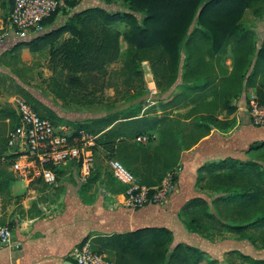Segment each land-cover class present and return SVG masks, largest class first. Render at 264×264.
I'll list each match as a JSON object with an SVG mask.
<instances>
[{"label":"rangeland","instance_id":"obj_1","mask_svg":"<svg viewBox=\"0 0 264 264\" xmlns=\"http://www.w3.org/2000/svg\"><path fill=\"white\" fill-rule=\"evenodd\" d=\"M55 1L57 11L52 20L43 25V30L33 32L34 34L27 37L28 43L15 45L16 40L23 38H13L8 19L10 0H0V227L12 230L22 221L60 215L65 209V199L74 195L85 203L94 202L102 193H122L126 196L129 185L113 175L109 164L112 160L123 165L134 178L135 184L146 186L141 184L143 181L149 184L158 183L157 186L151 187L154 189L153 193L162 189L168 190L169 193L172 189L171 179L176 176L181 163V160L177 162L176 157L184 155L197 143L187 150L181 148L191 141L189 137L204 133L202 128L197 126L215 124L216 127L225 128V121H228V125L232 124L229 117L235 113L240 97L237 95L232 98L231 95L228 100L231 102L232 111L223 109L225 96L219 92L225 91L222 87V77L227 75L224 74L225 71L228 73L232 68L234 44L226 45V52L209 58L210 42L204 39L199 41L200 37L194 35L199 41L194 55H202L209 65L201 69L200 73L197 71L189 76L198 77L197 82H186L185 69L189 51L184 43L186 38L183 39L177 47V78L172 84H168L167 63L161 47L136 51L127 41L129 25L119 19L123 13L129 12L133 13L141 24L145 11H133L127 0ZM209 1L200 0L196 15ZM107 14L117 18L108 22L104 19ZM71 19L73 32L65 30L51 34L62 29ZM241 22L246 29L252 31L254 43L257 48H262L263 52L264 1L249 5L242 14ZM198 28L208 33L194 19L187 30V36L191 32L197 33L194 29ZM114 37L117 38V45L112 40ZM74 39H80L81 42L78 47L81 59L77 64L67 63L59 54L63 51L62 45ZM70 41L67 42L68 45ZM130 61L141 71L140 78L131 77L133 75L129 72ZM253 64L248 71L252 70ZM207 80L213 82L211 88L194 92V95L187 90L188 86L205 83ZM255 86L261 91L264 90V68L259 72ZM256 87L243 85L246 100L249 102L252 99L256 101ZM233 92L235 93V90ZM19 100L31 104L38 114L47 117L71 138H79L81 131L89 134L87 131L94 128L93 121L108 115H116V118L134 115L140 120L156 119L158 126L145 131L142 136L134 137L128 136L127 133L141 127L138 123L134 127H124L120 120L110 123L111 126L103 128L104 133L115 129L118 132L124 131L126 136L120 138L119 141L122 142H115L108 148L97 144L90 148L84 147L92 153L93 160L85 180L80 179V165L68 162L57 166L53 183H45L36 178L27 182L10 170L17 144L14 142L10 145L9 141L13 139L12 133L19 120L16 113ZM261 103L258 105L264 110V102ZM248 105L250 107V104ZM207 115L214 116L219 122L205 120ZM85 123L90 125L88 130L81 128ZM163 127L166 129L162 132ZM168 129H172L171 132ZM89 135L96 141L100 134L96 135V138L91 133ZM161 135L169 140L168 144L164 145L160 140ZM181 137L187 142H181ZM243 159L257 160L264 170V148L252 151ZM249 174L254 177L248 173L231 177V174L225 171L215 174L213 179L208 178L207 183L203 185L205 194L211 197L219 195L218 197L224 198L237 195L236 193L241 191L253 195V199L244 203L239 199L227 202L215 200L219 203L217 214L224 218L227 225H244L240 232L227 229L226 231L234 232L251 247L250 252L235 251L237 254H231L232 256L224 259L223 264H264V220L255 226L245 225L264 218V180L254 172ZM206 212L199 205L184 210L183 217L189 221L192 217L204 216L202 225L199 226L200 233L209 226L213 228L212 224L215 229L218 227L225 230L216 217H205ZM194 252L196 254L192 253L191 249L181 248L172 264H201L203 261H206V264H215L211 260L202 259L199 252Z\"/></svg>","mask_w":264,"mask_h":264},{"label":"crops","instance_id":"obj_2","mask_svg":"<svg viewBox=\"0 0 264 264\" xmlns=\"http://www.w3.org/2000/svg\"><path fill=\"white\" fill-rule=\"evenodd\" d=\"M230 118V126H214L183 155L173 190L160 202L133 207L122 193H102L86 203L74 195L65 199L60 215L29 219L9 228L11 242L0 247V264H76V255L85 245L111 264H172L181 248L197 251L215 264H223L235 251L250 252L251 247L234 232L215 229L212 224L213 228L200 233L183 217L184 203L197 193L206 195L203 185L210 174L225 172L207 166L228 159L243 161L252 152L250 146L264 140V123H254L245 91ZM218 196L206 195L208 212L226 223L217 214Z\"/></svg>","mask_w":264,"mask_h":264},{"label":"trees","instance_id":"obj_3","mask_svg":"<svg viewBox=\"0 0 264 264\" xmlns=\"http://www.w3.org/2000/svg\"><path fill=\"white\" fill-rule=\"evenodd\" d=\"M132 8L133 11H145V17L142 20V23L139 24L133 13L125 12L122 14V16L119 19H122L127 22L129 25V36H127V41L136 48V51H146L153 48H158L157 46L161 47L163 53L165 54L166 58V75L168 76L167 83L172 84L176 78V66L178 62L177 57V47L180 44V42L185 39V46L187 50L189 51V57L188 62L185 69V81L186 82H197L198 77L190 78V75H194L201 72V69L203 70L204 67H207L206 65H209L206 63L204 57L202 55L195 56V47L201 40H208L210 42V51L208 52V57L213 58L215 55H218L220 53L226 52L225 46L226 45H233L234 44V58H233V65L231 70L227 73L225 71L224 74H227L223 76L222 78V84L225 91L219 92L223 96H225L224 99V105L223 109L232 111L231 108V102L228 100L229 97L232 95V98L234 96H240L238 98L241 99L243 95V85L244 87H256V78H258L259 72L264 68V51L262 52L261 49L257 48L256 44L254 43V34L249 29H246L244 25L241 22V17L245 9L250 5H252L256 1L260 0H210L207 2L203 7L199 10L198 14L196 15L197 6L200 2V0H127ZM264 1V0H263ZM12 0H10V9H11ZM72 5V4H71ZM218 8H221L219 10ZM216 10L215 14H213ZM57 11V10H56ZM53 12L49 17H47L43 24L49 23L50 20H52L53 15L56 13ZM91 12V11H87ZM91 14V13H87ZM92 15V14H91ZM196 15V16H195ZM90 16V15H89ZM91 17V16H90ZM117 18L116 16H110L105 15L104 19L106 21H112V19ZM196 19L199 25L206 29L208 33L201 29H194L195 32H191L187 36V30L189 26L191 25L192 21ZM72 20L65 24L62 29H58L55 32H50L51 34H57L61 31L65 30H73ZM73 32V31H72ZM48 34V33H46ZM198 35L200 37L199 41H197L194 38V35ZM47 36V35H45ZM27 38L18 39L15 42V45L19 44H26L28 41H26ZM114 43L117 45V38H112ZM70 41V40H69ZM67 41V42H69ZM64 43L61 48H63V51L59 54L62 55V57L70 63L77 64L78 61L81 59L79 49L80 47V39L77 41L76 39L70 41L71 43L68 45V43ZM13 45V46H15ZM257 53V55H256ZM263 53V55H262ZM254 59V62H253ZM254 63V64H253ZM251 64H253V68L251 71H248V68L251 67ZM172 66V67H171ZM129 72L133 75L131 77L140 78L141 77V71L137 69L136 66L133 65V61L129 62ZM213 82L211 80H207L205 83H198L193 84L191 86L187 87V90L193 94L194 92H202L204 90H207L208 88H211L213 86ZM256 102L259 104H262L261 102H264V90L261 91L259 87H256ZM235 90V93L233 90ZM218 93V94H219ZM195 94V93H194ZM193 94V95H194ZM28 103V102H27ZM246 103L249 104V100H246ZM29 104V103H28ZM31 105V104H30ZM249 106V105H248ZM31 107L34 109V107L31 105ZM35 110V109H34ZM36 111V110H35ZM40 115V114H39ZM41 117L47 118L43 115ZM205 120L209 119V121H215L218 123L219 121H216L214 116L207 115L204 117ZM49 120V119H48ZM120 120L121 125H124V127H129L130 125H136L137 123L141 126L138 128H134L133 131L128 132V136H134L139 137L144 135V132L149 129L157 128L158 126V120H147V119H139L136 118L134 115H123L120 118H116V115H108L102 118L95 119L93 121L94 127L91 131H89L90 125L88 123H85L81 126V128L87 129L89 134H93L96 138V135L100 134L99 137L94 140V144H96L103 148L111 147L115 142H122L119 141L121 137L126 136V133L124 131H117L115 129H112L111 132L104 133L103 130L110 125V123H114L116 121ZM50 121V120H49ZM51 122V121H50ZM52 123V122H51ZM212 123V122H210ZM226 126L228 125V121H225ZM54 126H56L54 123H52ZM111 126V125H110ZM215 126V124H200L197 127L202 128L204 131L203 135H197L196 137H189L191 139L190 142L186 143V139L184 137L181 140V142L186 143L181 149L187 150L190 146L196 144L203 136L207 135L209 131ZM105 127V128H104ZM104 128V129H103ZM166 128H161V131H165ZM84 130V129H83ZM169 132H171L172 129H168ZM103 132V133H102ZM171 138L172 136L169 135ZM160 140L164 143V145L168 144L169 140H166L165 137L161 135ZM177 142V141H176ZM179 143V142H177ZM178 145L176 144V147ZM264 148V140L258 141L253 143L250 146L251 151H258L262 150ZM179 156V155H178ZM176 157L177 162L180 161L183 157L180 156L178 158ZM175 159V160H176ZM79 165V163H78ZM210 170L215 169H221L228 174H231L232 176H240V175H251L254 177V175L249 173H256V175L259 176L260 179L264 180V170L261 166H259V163L254 160H234V159H228L221 161L219 164H211L207 166ZM56 168L52 167L53 171L56 174ZM216 175L210 174L209 178L213 179ZM257 177V176H256ZM148 179V178H146ZM176 181V176L172 177L171 184L174 186ZM141 184L146 185L148 187H155L158 185V183L149 184L145 181L141 182ZM173 190V187L172 189ZM154 192V189L151 188L149 191V196H151ZM237 195H232L228 197H218L216 201H222L227 202L234 199H239V201L242 203L249 202L250 199H253L251 194H246L243 191L240 193H236ZM201 206L203 209H205L207 212L204 213L208 219H214L215 217L208 212V205H207V197L206 195L202 193H197L196 198H193V200L189 201L188 203H184L183 206H185V210L187 208H196L197 206ZM203 217L195 216L192 217L189 221H187V225L195 230H199L202 224ZM216 219V218H215ZM264 218L259 219L258 221H253L251 223H246L247 226H255L258 223H260ZM223 229L227 230H233V231H241L244 225L237 224L235 226L227 225L226 223H221ZM12 227V224L10 225ZM244 229V228H243ZM161 258L164 256V251L160 253ZM245 258L247 256H244ZM254 262L257 260H253Z\"/></svg>","mask_w":264,"mask_h":264},{"label":"built area","instance_id":"obj_4","mask_svg":"<svg viewBox=\"0 0 264 264\" xmlns=\"http://www.w3.org/2000/svg\"><path fill=\"white\" fill-rule=\"evenodd\" d=\"M56 6L55 0H13L8 16L13 38H27L33 32L42 31L43 21L55 11ZM249 104L254 123L263 124L264 110L253 99ZM16 113L19 120L12 133L13 139L9 141L10 145L14 142L17 144L10 164V170L15 175L27 182L36 178L50 184L55 181L52 167L75 162L80 165V179L85 180L93 161L92 153L84 148L94 145L91 135L81 131L79 138H71L63 129L41 117L23 100L17 101ZM109 164L113 175L129 185L126 191L127 204L140 207L148 202H160L167 196L166 189L149 196L150 189L135 184L134 178L122 164L115 160ZM11 236L8 227H0V247L9 244ZM76 260V264H111L104 256L89 250L86 245L78 252Z\"/></svg>","mask_w":264,"mask_h":264},{"label":"water","instance_id":"obj_5","mask_svg":"<svg viewBox=\"0 0 264 264\" xmlns=\"http://www.w3.org/2000/svg\"><path fill=\"white\" fill-rule=\"evenodd\" d=\"M17 126H18V125H17ZM63 264H74V263H72V262H70V261H64Z\"/></svg>","mask_w":264,"mask_h":264}]
</instances>
